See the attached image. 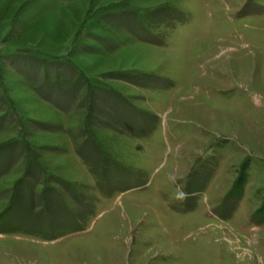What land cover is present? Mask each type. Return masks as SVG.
Instances as JSON below:
<instances>
[{
    "label": "rangeland",
    "instance_id": "rangeland-1",
    "mask_svg": "<svg viewBox=\"0 0 264 264\" xmlns=\"http://www.w3.org/2000/svg\"><path fill=\"white\" fill-rule=\"evenodd\" d=\"M0 264H264V0H0Z\"/></svg>",
    "mask_w": 264,
    "mask_h": 264
}]
</instances>
